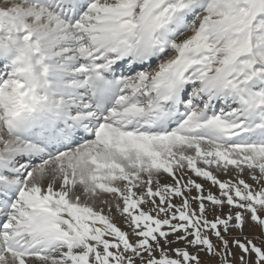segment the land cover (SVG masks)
Wrapping results in <instances>:
<instances>
[{
    "label": "snow or ice",
    "instance_id": "snow-or-ice-1",
    "mask_svg": "<svg viewBox=\"0 0 264 264\" xmlns=\"http://www.w3.org/2000/svg\"><path fill=\"white\" fill-rule=\"evenodd\" d=\"M0 264H264V0H0Z\"/></svg>",
    "mask_w": 264,
    "mask_h": 264
},
{
    "label": "rangeland",
    "instance_id": "rangeland-1",
    "mask_svg": "<svg viewBox=\"0 0 264 264\" xmlns=\"http://www.w3.org/2000/svg\"><path fill=\"white\" fill-rule=\"evenodd\" d=\"M221 178L223 179L225 177L221 176ZM244 178L246 179V181L248 183H253V181L247 175H245ZM200 182L203 183V181H200ZM106 211H107V209H106ZM113 216H114L115 222L118 224V226H120L121 228H124L125 225L123 223V218L119 214H117L115 209H113Z\"/></svg>",
    "mask_w": 264,
    "mask_h": 264
}]
</instances>
